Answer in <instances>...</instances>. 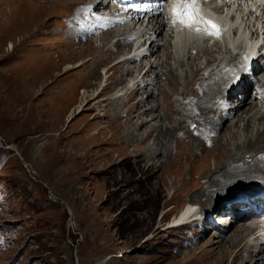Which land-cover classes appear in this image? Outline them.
Wrapping results in <instances>:
<instances>
[{
	"label": "rangeland",
	"instance_id": "rangeland-1",
	"mask_svg": "<svg viewBox=\"0 0 264 264\" xmlns=\"http://www.w3.org/2000/svg\"><path fill=\"white\" fill-rule=\"evenodd\" d=\"M88 1L0 0V264H228L227 244L205 249L211 233L198 240L183 236L188 227L162 231L160 218H170L189 198L205 201L197 192L207 191L203 187L228 152L238 157L235 144L246 143L249 134L264 139V116L260 123L246 116L231 125L223 145L203 147L201 157L194 142L193 151L189 141L180 149L177 131L170 148L168 129L184 106L185 92L179 95L184 88L176 84L193 65L171 62L174 72H167L168 64L156 67L163 74L160 94L147 105L135 102L143 91L126 98L121 84L137 74L138 61L115 64L105 73L128 44H112L109 35L94 41L97 36L84 35L85 26L102 34L98 22L106 17L82 16ZM75 33L86 38L76 40ZM183 51L179 58L185 62L186 47ZM197 63L202 66L203 59ZM199 82L192 85V104L203 94ZM117 86L122 93L116 98ZM250 90L260 108L264 85L262 93L257 83ZM156 100L161 109L150 108ZM138 115L160 117L158 130L141 143L147 126H140ZM260 145L264 153V141ZM197 241L203 246L198 251ZM220 248L228 250L225 256Z\"/></svg>",
	"mask_w": 264,
	"mask_h": 264
},
{
	"label": "bare ground",
	"instance_id": "bare-ground-1",
	"mask_svg": "<svg viewBox=\"0 0 264 264\" xmlns=\"http://www.w3.org/2000/svg\"><path fill=\"white\" fill-rule=\"evenodd\" d=\"M126 4H127L126 2L120 3V2H116V0H96L94 10L95 11L105 10L107 13H111L113 10L116 9L117 6L119 13L126 14L128 11L122 9L123 7H125ZM164 14H165L164 9L161 8V6L158 3L156 8H153L149 13L148 21H147L148 24H145L143 27H140L138 29L136 28L137 29L136 33L138 36L144 35L145 37L146 35V38L144 39L149 40L147 46V51L149 52V59L144 63V66H146V68H144V66L142 67L141 63H138V67H142L140 70H142L143 68L145 69L142 72L141 78L142 77H150V78H148L149 80H146L142 83H136V82L134 83L133 79L129 80L128 78L126 80V83L129 84L131 88L130 89L128 88V91L124 92L123 95H125V97L127 98V96L130 97V95L132 94L131 92L134 90H135L134 93L136 94L143 91L142 93H145L144 94L145 96L143 98L137 99L135 102H141L147 105L149 103L148 102L149 97H153L154 93L160 94V90H159L160 85L158 80L160 78L159 76L163 74L162 71L156 70V67H161V66L164 67L166 64H168L167 72H174L172 70L173 67L171 68L169 64L171 62L176 63V66L180 68H184L189 64L193 65L190 68H188V70L182 76L183 78L181 82L179 80L177 81L176 88L180 84L184 88L182 91H179V95L185 92L183 94L184 99L181 102V104L184 103V106H183V110L178 111L174 115L176 120V122H173L174 127L172 129H168L172 133V136L171 138L168 137L169 140L166 139V142H169V147H170L171 142L174 139V134L177 131L176 132L177 135H180L181 137L180 149L184 148L189 141L192 145V151H193L192 143L194 142L199 146V153H200V156H196V157H201L204 153L203 147H207L208 149H210V147L212 146L214 147L213 142L218 143V145L220 146L223 145L221 142V138L224 136L226 132H228L231 125L233 124L235 125L238 121L243 120L242 118H245L246 116L248 117V120L253 119L254 118L253 116H255L258 122L260 121L261 117L264 116V111L262 110L263 102L262 101L260 102L261 104L260 105L261 113H260L259 111L260 108L257 107L256 103H254V97H252V95L250 94V98L252 99L248 98L249 95L248 93H250L249 88L252 84L251 82L245 80L244 84L239 89L235 91L229 90L222 92L223 85L226 83L230 75V73H227L225 75L226 77H222V75L224 74L223 72H225L224 70L229 69L228 67L231 65L236 66V63L230 62V59H226V60L222 59V53L224 54L227 53L229 48L231 47L232 48L240 47L244 42H246L247 38L246 35H244V33H239L238 36H236L235 39L229 41L227 45H223L214 41H203L204 42V44H202L203 46L198 47L197 45H193L192 43L186 42V40H184L187 39L189 36L187 31L190 29L189 27H182L181 24L179 23L174 24L177 30L175 32V35L174 33L172 34V31L170 30L168 24L166 23L167 21L163 20ZM73 18L75 20L78 19L76 16H74ZM171 23H173V20L171 21ZM130 24H131V29H134V26L138 24V21L131 22ZM242 24L244 28L247 25L248 27H253V23H251L250 25L247 20L242 21L240 25ZM138 26L140 25L138 24ZM105 35H109L107 31L93 38V41L96 40V38H100V39L104 38L106 40ZM115 35L118 36L119 34H115ZM194 35L195 34L191 33L190 36H194ZM172 38L174 39L175 45L172 44ZM125 41H127V39L124 37L121 38V40L117 43L121 44L122 42ZM99 44L101 43L99 42ZM184 46L185 47L187 46L185 62H183V58H179V54L182 55L184 52L183 50H185ZM99 48H101V45ZM173 48L176 50V52ZM119 54L121 55L117 57L116 62L109 65L106 68L105 73H109L111 70V69L109 70V68L115 64L121 65L124 62H133L137 58V57H128L127 55H124L122 51L119 52ZM200 57L203 59V63H204L202 66L198 65L197 63ZM142 58H145V56ZM213 61H214V65L210 67L208 74L205 75L203 71L204 68H208L210 63H212ZM236 69L238 68L237 67L234 68V70ZM262 69H264V65L258 64L256 67L252 68V73H254L255 75H259L262 72L261 71ZM174 70H176L175 67ZM230 71L232 72V69ZM147 72H150V75L146 76L148 74ZM261 74L262 77H259L260 80H256V82H258L262 88L264 84V74L263 73ZM108 76H110V74ZM186 76H190L188 78L190 79L189 86H185ZM168 77L169 75L167 73L166 79ZM214 78H218V81H214ZM244 78L246 79L247 75H245ZM194 81L195 82L200 81L199 83L202 85L203 88L202 96L198 98L197 101L195 102V106L198 110L197 115L194 114L190 109V107L192 106V99L196 95L194 93V89L192 86L194 84ZM220 92L222 94L221 97H223L224 101L234 104V108L228 107V108L220 109L217 112L216 116H213L212 112L216 109V107L214 106L215 102L213 101V99L215 98L217 93ZM172 94L173 93H171V95ZM97 95L98 94H95V97ZM110 99H114V98H110ZM158 104H159L158 100H156V105H152L150 108H156V106L159 107ZM181 104H179V107ZM162 108H164V106ZM178 109L179 108L177 106L176 110ZM171 110L173 112V109ZM168 113L169 112H167L165 109V115ZM242 113H244L245 116L242 117L241 115ZM158 117L159 116H155L154 118H150V119H142L141 115H138V118L141 120L140 126L141 127L147 126L145 132L142 135L140 143L143 142L148 137H150L153 134V132L158 130L159 128L158 120L160 118ZM166 117L169 118L167 115ZM235 117H237L238 120ZM150 121H157V123H152L151 125H149ZM248 124L249 123L246 124V128L244 129L245 131L249 130ZM261 124H262V128L264 129V120L261 122ZM152 125L154 127H151ZM160 127H162V124L160 125ZM220 127L221 129L218 131L217 128ZM180 129H182V131H178ZM156 134L157 132L154 134V137L152 138L154 142H156V138H155ZM247 136L249 137L246 143L235 144V153L236 155H238V157H235L234 154L228 152L225 164H220L218 166L216 171H214L216 173L213 174L214 177L210 185L207 187L205 186L203 187V189H207V191L205 190L202 191L200 189L199 192H197V195H205L204 196L206 198L205 201H201L198 199H190V198L189 200L199 203L203 210L212 209L213 211H216L215 209L217 208V206H219L218 209H221L219 203L223 198L232 196L231 192L238 190H249L251 188V183H249L250 179H257L259 182H264V153L260 149L261 147L260 142L264 141V139L260 141L258 134H256L254 138L250 134ZM232 138L235 139L236 135H232ZM164 150L167 152L166 148ZM192 151L190 154H192L194 157L195 154H193ZM256 152L257 154L259 153L258 156H255ZM222 159H224V157ZM158 160H160V157L157 158V161ZM206 173L209 174L212 172L206 171ZM189 178L192 177L189 176ZM181 179H185L184 175L183 177L181 176ZM191 184L192 182L190 183L189 186H191ZM212 186H216V187H212ZM228 191L230 192L226 194ZM215 196L219 198V201L213 199ZM214 204H216V207L213 206ZM240 205H242L243 208L246 207V205L243 203H241ZM256 214L257 212H253V213L243 212V213L234 214L233 216H231L232 220L227 226H218V228H214V229H209L207 228V226L206 229H203L205 222H207L206 218L202 217L199 219H195L189 225L187 231L188 233L183 234V236L185 237L186 235H194L197 236L196 238H198V240H200L201 238L204 239L206 234L208 235L209 233H211L212 240L208 241L210 243L205 247V249L210 248L215 250L218 247H221L222 244L224 243L227 244V247L226 246L225 247L228 250L231 249L229 250L231 258L228 261V264H264V238L263 241H260L259 235H256L253 236L250 239V241L246 240V236L248 235V233H252V231H254L258 227V222L256 221L258 215ZM248 216L250 218H248ZM219 221L220 223H224L225 218L221 217ZM171 230H172L171 228L166 227L162 231L171 232ZM153 237L154 235L151 236L150 238ZM199 243L200 241L194 243L196 245L197 251L200 250V247L202 246L201 243H200L201 246H198ZM228 250L222 249L221 256L223 255L225 256ZM249 256L253 258V261L251 260L247 261V258Z\"/></svg>",
	"mask_w": 264,
	"mask_h": 264
},
{
	"label": "snow or ice",
	"instance_id": "snow-or-ice-1",
	"mask_svg": "<svg viewBox=\"0 0 264 264\" xmlns=\"http://www.w3.org/2000/svg\"><path fill=\"white\" fill-rule=\"evenodd\" d=\"M178 7L172 9V15L174 17L173 24H181L182 27H193V21L202 23L206 27L204 31L208 35L219 36L221 29L211 20H204L194 10L190 12L191 6L197 3V0H176ZM187 17V18H185ZM194 31L199 32L200 29L196 28ZM261 71H264L262 69Z\"/></svg>",
	"mask_w": 264,
	"mask_h": 264
},
{
	"label": "water",
	"instance_id": "water-1",
	"mask_svg": "<svg viewBox=\"0 0 264 264\" xmlns=\"http://www.w3.org/2000/svg\"><path fill=\"white\" fill-rule=\"evenodd\" d=\"M70 119H71V117L68 120H70Z\"/></svg>",
	"mask_w": 264,
	"mask_h": 264
},
{
	"label": "trees",
	"instance_id": "trees-1",
	"mask_svg": "<svg viewBox=\"0 0 264 264\" xmlns=\"http://www.w3.org/2000/svg\"><path fill=\"white\" fill-rule=\"evenodd\" d=\"M2 33H5V32H2Z\"/></svg>",
	"mask_w": 264,
	"mask_h": 264
}]
</instances>
